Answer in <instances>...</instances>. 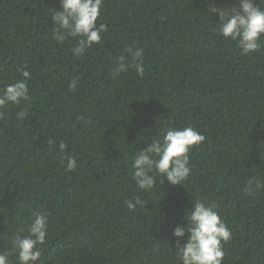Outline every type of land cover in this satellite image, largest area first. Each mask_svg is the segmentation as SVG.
Returning <instances> with one entry per match:
<instances>
[{
    "label": "trees",
    "instance_id": "1",
    "mask_svg": "<svg viewBox=\"0 0 264 264\" xmlns=\"http://www.w3.org/2000/svg\"><path fill=\"white\" fill-rule=\"evenodd\" d=\"M236 4L104 0L97 24L107 30L76 57L77 38L52 36L60 0H0V89L23 78L17 69L31 74L29 98L0 109V253L41 211L48 237L35 264H179L172 231L197 200L215 205L232 233L223 264H264V189L243 191L264 182V43L242 54L206 13ZM126 47L144 50L143 77L131 66L112 77L121 55L130 65ZM187 126L205 139L189 153L184 185L165 179L157 193L140 192L137 151ZM133 197L145 208L129 210Z\"/></svg>",
    "mask_w": 264,
    "mask_h": 264
},
{
    "label": "clouds",
    "instance_id": "2",
    "mask_svg": "<svg viewBox=\"0 0 264 264\" xmlns=\"http://www.w3.org/2000/svg\"><path fill=\"white\" fill-rule=\"evenodd\" d=\"M103 3L104 0H60L62 11L53 9L50 14L55 26L53 39L58 44H63L69 38H77L72 53L81 57L93 44L100 42L101 33L107 30V25L97 24ZM206 13L218 17V32L224 38L235 41L242 54L256 52L264 43L261 39L264 37V0H259L258 5L254 0H237L235 6L223 9L209 6ZM125 51L131 58L130 65L124 62L125 57L121 55L112 69V77L127 71L129 66L143 77L144 50L126 47ZM17 70L23 78L5 84L0 89V109L9 104L18 105L29 98L28 80L31 74L27 70ZM70 86L75 88L76 81L73 80ZM25 117V110L16 113L17 121H22ZM204 139V135L191 126L163 130L162 135L137 151L132 161V179L136 188L140 192H151L155 189L157 193V185L163 184L165 179L172 185H184L191 171L189 153ZM58 148L64 152L66 144L61 141ZM66 160V170L72 171L77 167L75 158L66 156ZM261 189H264V182L257 177L249 179L243 191L251 194ZM125 203L129 210H135L138 206L145 208V201L139 197H133ZM185 213L186 226L177 225L172 231L176 238V257L179 264H223V246L231 240L232 233L216 206L194 200L193 207L190 210L185 209ZM48 223L47 213L34 211L26 228H20L12 237L9 252L0 253V264H10L9 255L16 257L17 264H35L41 255V246L47 241Z\"/></svg>",
    "mask_w": 264,
    "mask_h": 264
}]
</instances>
